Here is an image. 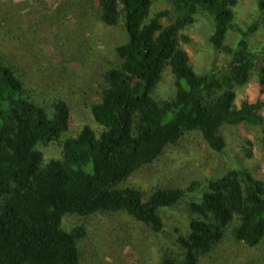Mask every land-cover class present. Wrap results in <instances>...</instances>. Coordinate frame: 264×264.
Listing matches in <instances>:
<instances>
[{
	"label": "trees",
	"instance_id": "obj_1",
	"mask_svg": "<svg viewBox=\"0 0 264 264\" xmlns=\"http://www.w3.org/2000/svg\"><path fill=\"white\" fill-rule=\"evenodd\" d=\"M171 9L151 13L153 0H97L107 27L122 22L126 42L116 47L119 64L103 75L100 100L91 116L101 132L88 125L66 139L58 159L45 161L38 147L59 142L72 122L70 105L54 96L42 103L27 87L26 73L0 53V264H85L87 228L83 221L124 213L155 233L164 229L161 210L176 207L199 187L156 186L149 192L131 178L157 163L165 150L196 135L214 152L225 147L223 130L249 126L260 130L264 151V103L237 104L236 89L252 74L264 91V45L260 56L248 46V34L236 21L238 0H168ZM263 14L249 34L264 32V0H254ZM0 10V48L15 44L9 34L10 3ZM4 7V8H3ZM200 13L214 23L210 41L231 55L229 67L198 74L180 42L182 32ZM170 23L163 25V20ZM229 32L241 39L225 45ZM176 94L155 100L152 92L165 69ZM240 148L246 158L254 143ZM189 229L179 249L160 264H217L229 249L259 250L264 243V183L244 168H234L208 182V191L188 204ZM78 224L64 227V219Z\"/></svg>",
	"mask_w": 264,
	"mask_h": 264
},
{
	"label": "rangeland",
	"instance_id": "obj_2",
	"mask_svg": "<svg viewBox=\"0 0 264 264\" xmlns=\"http://www.w3.org/2000/svg\"><path fill=\"white\" fill-rule=\"evenodd\" d=\"M7 3L13 6L9 34L19 41L2 45L0 53L15 59L23 67L28 89L40 97L42 103L57 96L67 102L72 111L70 128L59 142L38 147L45 161L58 159L63 142L76 137L84 126L88 125L97 134L101 132L90 109L100 100L103 75L119 64L115 50L126 42L125 30L122 22L116 27L101 23L97 0H0L4 7ZM170 9L168 0H153L151 13ZM236 12L235 22L248 34L249 49L260 56L264 32L257 29L249 34L248 30L259 23L263 14L254 0H238ZM162 23L166 26L170 22L164 19ZM213 31L211 17L200 13L195 23L182 32L191 41L180 42L179 46L187 52L189 62L198 74L231 64V55L213 47L210 41ZM240 39L238 33L229 32L225 45L236 49ZM175 94V78L167 67L152 92V98L169 100ZM236 95L238 105L258 98L264 103V91H260L255 73L245 86L236 89ZM223 137L225 147L217 153L198 136L192 135L184 142L168 147L157 163L131 178L146 192L156 186L186 189L192 182L200 183V187L176 207L161 210L164 224L161 233L153 232L124 213L83 221L87 228L84 248L92 255L87 256L89 261L85 264H160L162 256L174 254L179 249L178 238L188 232L191 220L188 204L199 201L208 191L210 180L230 169L244 168L264 183L260 130L249 126L225 128ZM244 137L254 143V154L249 159L240 148ZM78 222L75 218H65L63 224L69 228ZM223 256L225 258L217 264H264V243L259 250L233 252L229 249Z\"/></svg>",
	"mask_w": 264,
	"mask_h": 264
}]
</instances>
